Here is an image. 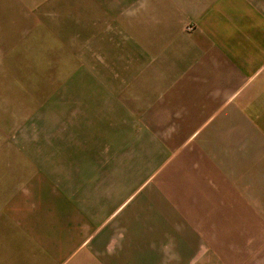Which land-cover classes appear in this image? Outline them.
<instances>
[{
  "label": "crops",
  "instance_id": "obj_1",
  "mask_svg": "<svg viewBox=\"0 0 264 264\" xmlns=\"http://www.w3.org/2000/svg\"><path fill=\"white\" fill-rule=\"evenodd\" d=\"M75 4L89 57L0 154V264H264V0Z\"/></svg>",
  "mask_w": 264,
  "mask_h": 264
},
{
  "label": "rangeland",
  "instance_id": "obj_2",
  "mask_svg": "<svg viewBox=\"0 0 264 264\" xmlns=\"http://www.w3.org/2000/svg\"><path fill=\"white\" fill-rule=\"evenodd\" d=\"M75 5L0 0V138L6 141L0 154L9 153L11 125L39 110L43 99H56L54 91L89 57V37L81 38L89 25L72 23Z\"/></svg>",
  "mask_w": 264,
  "mask_h": 264
}]
</instances>
